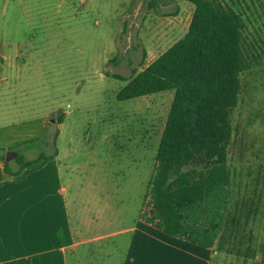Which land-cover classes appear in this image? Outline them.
<instances>
[{
    "label": "rangeland",
    "instance_id": "374dc122",
    "mask_svg": "<svg viewBox=\"0 0 264 264\" xmlns=\"http://www.w3.org/2000/svg\"><path fill=\"white\" fill-rule=\"evenodd\" d=\"M225 1L244 14L246 37L264 48V0ZM193 10L185 0H0V169L8 163L19 172L22 162L58 156L70 223L82 243L65 249L68 264H120L134 256L141 235L130 229L154 175L174 91L116 96L184 37ZM262 79L264 67L243 73L235 117L245 114L250 89ZM10 153L16 155L6 162ZM42 163L16 177L28 178L22 187L57 188ZM51 214L33 204L32 237L51 234ZM59 247L46 256V248H34V258L60 264Z\"/></svg>",
    "mask_w": 264,
    "mask_h": 264
},
{
    "label": "crops",
    "instance_id": "0c3cea01",
    "mask_svg": "<svg viewBox=\"0 0 264 264\" xmlns=\"http://www.w3.org/2000/svg\"><path fill=\"white\" fill-rule=\"evenodd\" d=\"M211 1L218 10L232 15L241 33L226 162L181 166L156 160L137 227L130 229L141 237L131 260L127 254L120 264H146L147 255L151 264H264V79L256 80L250 89L245 114L236 116L240 118L238 128L235 117L241 103L242 75L264 67V48L246 37L244 14L225 0ZM57 160L58 156L41 164L47 167L44 170L53 171L58 181L54 189L22 187L28 178L16 180L1 173L0 264H56V258L43 262L33 254L34 248H46L41 253L45 256L52 254L56 249L50 246L56 243L60 244V264H68L65 249L82 244L70 223L69 190L62 184ZM34 203L44 212H52L51 234L46 229L32 237ZM145 251L146 256L142 255Z\"/></svg>",
    "mask_w": 264,
    "mask_h": 264
},
{
    "label": "trees",
    "instance_id": "16d2710c",
    "mask_svg": "<svg viewBox=\"0 0 264 264\" xmlns=\"http://www.w3.org/2000/svg\"><path fill=\"white\" fill-rule=\"evenodd\" d=\"M194 6L187 33L117 93L118 101L174 91L156 160L181 166L223 164L227 159L229 116L240 70L241 33L232 15L211 0H185ZM63 123L61 119L59 124ZM44 159L21 163L14 177Z\"/></svg>",
    "mask_w": 264,
    "mask_h": 264
},
{
    "label": "water",
    "instance_id": "95a60500",
    "mask_svg": "<svg viewBox=\"0 0 264 264\" xmlns=\"http://www.w3.org/2000/svg\"><path fill=\"white\" fill-rule=\"evenodd\" d=\"M15 155H16V154H14V153H10V154H8L7 157H6V162L10 161V159H11L12 157H14Z\"/></svg>",
    "mask_w": 264,
    "mask_h": 264
}]
</instances>
